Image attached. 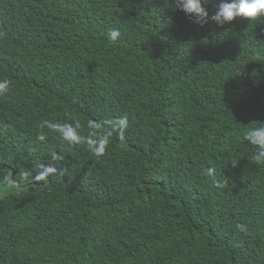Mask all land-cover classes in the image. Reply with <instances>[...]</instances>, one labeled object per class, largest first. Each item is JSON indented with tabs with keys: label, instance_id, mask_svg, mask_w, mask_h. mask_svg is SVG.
I'll return each mask as SVG.
<instances>
[{
	"label": "trees",
	"instance_id": "obj_1",
	"mask_svg": "<svg viewBox=\"0 0 264 264\" xmlns=\"http://www.w3.org/2000/svg\"><path fill=\"white\" fill-rule=\"evenodd\" d=\"M0 79V264H264V165L243 139L264 122V19L0 0ZM124 115L100 157L39 127Z\"/></svg>",
	"mask_w": 264,
	"mask_h": 264
},
{
	"label": "clouds",
	"instance_id": "obj_2",
	"mask_svg": "<svg viewBox=\"0 0 264 264\" xmlns=\"http://www.w3.org/2000/svg\"><path fill=\"white\" fill-rule=\"evenodd\" d=\"M206 3L208 0H174L175 8L200 27H204L210 22L217 27H224L237 19L248 23L264 19V0H218L212 14H209L204 6ZM107 37L110 41L115 42L119 39L120 32L117 29H111L107 33ZM9 87L8 80L0 79V96H5ZM108 125L110 130L103 131L100 124L90 122L87 136L81 135L79 122L60 123L42 120L39 127L41 129L46 127L57 133L63 141L68 143L84 142L93 155L100 157L106 152L112 131L118 132L121 137L126 133L129 127V118L127 115L120 116L108 121ZM40 139L43 140L44 136L41 135ZM243 139L252 153L251 160L256 165H264V122L256 127H248L243 133ZM238 227L241 231L245 230L244 225H238Z\"/></svg>",
	"mask_w": 264,
	"mask_h": 264
},
{
	"label": "water",
	"instance_id": "obj_3",
	"mask_svg": "<svg viewBox=\"0 0 264 264\" xmlns=\"http://www.w3.org/2000/svg\"><path fill=\"white\" fill-rule=\"evenodd\" d=\"M11 179H13V178H12V175H11Z\"/></svg>",
	"mask_w": 264,
	"mask_h": 264
}]
</instances>
